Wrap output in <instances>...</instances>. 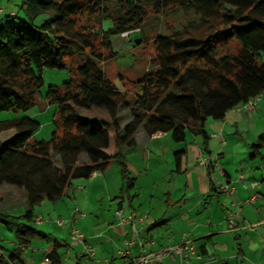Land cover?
I'll use <instances>...</instances> for the list:
<instances>
[{
  "label": "trees",
  "instance_id": "trees-1",
  "mask_svg": "<svg viewBox=\"0 0 264 264\" xmlns=\"http://www.w3.org/2000/svg\"><path fill=\"white\" fill-rule=\"evenodd\" d=\"M19 2L24 18L5 14L0 21V110L22 112L45 101L54 111V131L48 141L36 140L37 120L0 122V134L13 131L0 138V223L14 234V246L0 256V264H23L22 249L46 238L33 225V209L44 200L57 202L72 180L103 173L115 159L130 189L133 178L124 156L142 139L167 133L176 144L188 131L204 145L207 120H223L264 93V0ZM172 8L196 14L199 34L187 30L156 37L153 68L136 78L134 93L120 90L100 66L113 57L111 38L140 32L149 13L160 16ZM88 10L103 13L98 31L77 29L75 18ZM68 57L76 60L74 70ZM44 70H67L69 79L48 85L43 94ZM91 109L104 111L107 119L80 113ZM184 154V149L173 153L172 173L183 172ZM10 190L23 196L19 216L6 209ZM57 258L54 252L45 257L49 264Z\"/></svg>",
  "mask_w": 264,
  "mask_h": 264
},
{
  "label": "crops",
  "instance_id": "crops-1",
  "mask_svg": "<svg viewBox=\"0 0 264 264\" xmlns=\"http://www.w3.org/2000/svg\"><path fill=\"white\" fill-rule=\"evenodd\" d=\"M0 10V15L3 14V16L5 14H15L11 10H9L8 13H4L3 9ZM3 16L0 17V21ZM255 104V108L249 113L235 108L231 110L223 120H207L205 123V131L208 136L206 144L203 145V143L198 140L199 137L193 135L194 138H192V141L186 142L185 140L181 142L182 145L173 146L177 151L182 149L185 151L181 161L184 165L183 172L177 175H171L172 169L168 170L167 173H155V176L151 178L148 177L149 180L147 179L146 173L150 166L149 162L151 161L152 155H156V152L158 150L160 151L157 145L160 140L167 138L168 135H166L167 133H157L146 141L142 139L138 148L142 147V150H144L143 154H145V156H143L142 162H146L147 166H145L143 172H139L137 176L133 177V187L130 188V196H121L117 202V209L122 210L125 215L134 213L137 216L146 217L144 223L140 226L142 229L140 235L134 240L132 246L128 248L129 256L125 258L120 256V250L126 248L125 241H130L132 239V232L128 225L117 224L113 217L111 220L104 222L102 233L96 232V234L93 233L85 238L91 246L92 244L90 241H97L98 244H102L103 242L102 254L99 256L95 254L94 261L92 260L87 264H117L113 262L115 261V255L120 258V264H132L133 260L142 254L154 253L184 241H189L194 245L193 242L196 240H201L202 242L199 246L194 245L195 254L190 256L189 264H215L213 263L215 259L210 261V255H218L220 259H223L225 264H227L230 259H233L234 252H226L224 246L219 243L217 239H213L212 237L226 230L227 232L233 233L235 238L240 239V236L236 235L237 233L247 232L248 229L255 230L264 226V217H261L260 220L255 223L248 222L252 217L248 215L246 204H244V201L255 192L246 186L247 183H259V188L256 192L260 194V197L252 207L256 208L255 210L260 216L264 215L262 214L264 213V165L256 168L257 170H262V172H260L262 173L260 179H258V173L253 172L252 169L250 177L247 179L242 177V182L238 179L239 177H236L229 171L227 163L220 164L218 159L231 160L234 157V147L238 148L242 145L245 147L246 151L248 148L254 149L252 145L255 144L259 146L257 149H254V152L249 154V158L260 156L261 159H264V150H262L264 149V119H262L264 118V93L259 96ZM12 134L13 131L9 136ZM149 145L155 147L148 149ZM132 152L133 151L127 152L124 157L128 167L131 165L130 159L132 158ZM235 154L237 155L239 153L236 152ZM213 155L216 156L215 160H212L214 158L212 157ZM201 156L205 159H211L210 161L213 163L217 161L218 168H216L213 163L211 165L201 166L199 164ZM166 160H164V162H166ZM171 160L172 159H169L170 165H172ZM141 164L143 165L144 163ZM218 170L222 172V174L218 173L219 177L216 175ZM167 175L169 176L168 181L165 179ZM143 176L145 177L146 183H142L140 180ZM120 181L123 182L122 178ZM217 181L227 183L234 188L231 195L221 193L216 183ZM181 182H183V184H181ZM212 182L215 190L210 189V184ZM122 185L123 184L120 185L121 192L124 186ZM93 186L103 189L102 193L108 197V201H111L110 199L112 196L114 198L116 197L109 192L106 177L103 175H94L88 178V182L84 187L78 186L76 192L71 185V192L65 194L59 200L67 198L69 203L73 205V208L82 206L81 209L83 210L85 205H87V201L92 197L89 193V189ZM173 186L176 187V194L172 192ZM178 186L181 187L180 190L183 191L184 194L178 192ZM158 187H160L161 190H157ZM142 188H145L144 194H142ZM189 193L191 195H189ZM80 195L84 203L76 199ZM92 200L96 204L99 198L94 196ZM6 202H8V200ZM135 203H137L136 207ZM64 204H66V202H64ZM20 207H23L22 199L18 203V206H14L12 209ZM6 209L10 213L13 211L11 206H7ZM219 212H221V215ZM229 213L233 215L237 213L239 215V217L233 221L234 227L232 229L228 228L226 221ZM82 218L85 219L86 215ZM92 224L93 222H91V227L94 226L95 229L99 228L96 223L95 225ZM63 226L64 224L59 227L61 228ZM221 226H224V229L220 230L219 227L221 228ZM259 237L264 238V234H259ZM60 246V243L55 241L52 247L45 251L38 264H49L45 263L44 259L47 254L51 252H54L58 256L56 264H61L62 256L59 250H57ZM237 246L238 254L236 257H241V263L245 264V254L240 248L239 242H237ZM28 253L37 254L38 250H31L28 247L23 248L22 258ZM261 254L264 255V250H262ZM0 256L5 257L2 253ZM75 257L77 259V255H75ZM77 261L78 264L82 263L80 259H77ZM25 263L26 259L23 258V264ZM157 264H179V258L177 257L174 260L165 258L161 263Z\"/></svg>",
  "mask_w": 264,
  "mask_h": 264
},
{
  "label": "rangeland",
  "instance_id": "rangeland-1",
  "mask_svg": "<svg viewBox=\"0 0 264 264\" xmlns=\"http://www.w3.org/2000/svg\"><path fill=\"white\" fill-rule=\"evenodd\" d=\"M19 1L20 0H0V9H3L4 13H8L9 10H11L19 18H24V13L19 8ZM2 16L3 14L0 15V17ZM102 17L103 13L100 10H88L75 18V21H77L76 23L78 24L77 29H80L81 31H98L97 29L101 27ZM41 19V17L37 18L36 23H39ZM200 24L201 21L196 14L181 9L172 8L160 16L149 13L142 24L140 32H132L127 37L122 35H114L111 38L113 57L105 61L104 63H101V69L104 71V74L107 77L108 81L114 82L117 88H119L120 90L126 89L130 94L134 93L136 88L134 87L133 83L136 78L144 72L150 70L154 66V40L156 39V37L158 38L159 35L170 36L177 31L186 34L187 30L191 31L192 34H199L198 28H200ZM135 38H138L140 40L136 42ZM96 49L98 52H101L103 54V51L99 44H96ZM75 61V58L68 57V66L73 70ZM42 77L43 85L41 86L40 90L44 94L48 85H61L62 82L69 79V74L67 70H44ZM80 113L83 116H87L89 118L97 117L107 119L105 112L101 110H81ZM126 113V110H122L121 115L124 116ZM53 115V108L45 101H41L27 111L7 112L0 110V122L15 120L23 116L31 117L40 123V128L33 135V138L36 140L48 141L49 139H51V134L54 131ZM122 122L124 121L121 120L120 123ZM11 133L12 131L3 132L2 134H0V138H6ZM185 138L186 142H188L192 141V138H194V136L187 131ZM198 140L202 142V139L200 137L198 138ZM151 145L148 146V149L155 147ZM176 145H182V143L175 144V142L171 140L169 135L167 136V138L159 141V144L157 146L160 148V151L158 150L156 152L157 156L152 155L151 161L149 162L150 166L146 173V177L148 180V177L151 178L155 176V173H167L168 170L174 169L173 153L177 151V149H174L173 146L176 147ZM143 151L144 150H142V147H140L133 150L131 154V165L129 167L127 166L130 178L137 176L139 172H143L145 166H147L146 162H142V158L143 156H145V154H143ZM233 152L234 157L231 160L218 159V162L220 164L227 163L229 171L236 177H239V175L242 174V177L244 179H247L250 177L251 171L253 169V172L258 173V179L261 178L260 175H262V173L260 172H262V170H257L256 168L264 165V159H261L260 156L249 158V154L254 152V149L248 148L245 151V147L241 145L238 148L234 147ZM236 152H238L239 154L236 155ZM214 155L212 156L214 157L213 159L216 158V156ZM169 159H172V165L169 164ZM164 160H166V162H164ZM141 163L144 164L142 165ZM107 165V169L102 174L96 173L95 175H103L104 177H106L109 192L116 196L115 198L112 196V198L110 199L111 201H108V197H106L102 193L103 189L93 186L89 189V193L92 197L87 201V205H85V208H83V210L81 209L82 206L73 208V205L69 203L67 198H62L64 200H59L53 204L47 200H44L39 205L35 206L33 212L35 220L37 218L39 222L35 221L33 225L38 231H41L42 233L49 236H46V239H35L31 242L28 248H30L31 250L37 249L38 253H28L27 255L23 256V258L26 259L25 264H38L39 260L42 259L45 251L51 248L52 244H54L55 241H57L61 245L57 249L62 256L61 264H78L77 259L81 260V264H87L91 261L86 257H82L83 250L81 246L72 245V240L69 236L72 228L85 238L93 233L96 234V232L102 233L104 222H107L114 217V212L117 209V202L119 201V197L125 195L127 196L131 191L130 189L126 188V184L124 182L120 181L121 172L117 160L112 159ZM183 167L184 165L182 164V169ZM173 174L174 173H171V175ZM216 175H218V172H216ZM168 177V175L165 177L166 181H168ZM140 180L142 183H146L144 176L141 177ZM87 182L88 179H76L71 181V185L73 190L76 192L78 186L84 187ZM121 184L124 185H122V192L120 191ZM181 184H183V182H181ZM71 189L68 190L67 194L71 192ZM175 189L176 187L173 186V194H176L175 192H177L175 191ZM180 189L181 187L178 186V192L184 194V192ZM5 190L8 191V188H6ZM157 190H161L160 187H158ZM10 191L11 192H7L9 193V195L5 196L6 198L4 199L5 201L8 200L6 206H11L12 209V207L18 206V203L21 201L23 196L19 191ZM141 191L142 194H144L145 188H142ZM1 194L2 192L0 193V196ZM189 195L191 194L189 193ZM94 196L99 198L96 204L92 200ZM76 199H79L81 203H84L81 195ZM64 202H66V204H64ZM136 204L137 203H135V207L137 206ZM76 209L80 210L81 213L86 215V218L78 219L73 225H71L68 221H71V218L73 217ZM255 209L256 208L252 207V205H249L248 203L246 204V211L248 215H251L252 217V219L248 221L249 223H255L260 220L261 217H264V215L260 216ZM12 210L13 211L11 214L16 216L23 212V207L14 208ZM219 214L221 215V212H219ZM58 220L64 222L63 227L60 228L59 226H57L56 221ZM91 222H93L92 225H95L96 223L99 228L95 229L94 226L91 227ZM219 229H224V226H221V228L219 227ZM259 234H264V226H261L260 228H257L255 230L248 229L247 232L237 233L236 235H239L240 239L235 238L233 233L227 232L226 230H223L220 234H215V236H213L212 238L217 239L218 242L224 246L226 252H234L233 259H230L227 264H242V258L239 256L236 257V255L238 254L237 242L240 243V248L245 254V264H264V255L261 254L262 250H264V238H260ZM201 242V240H196L193 242V244L199 246L201 245ZM13 243L14 234L12 233V231L5 229L4 225L0 223V254L2 253L4 256H6L8 252L13 248ZM90 243L95 250V254H97L98 256L101 255L103 251V242L102 244H98L97 241H90ZM75 255H77V259ZM209 258L210 261L215 259L213 261V263L215 264H225L223 259H220L218 255H210ZM114 259L115 261L113 262L120 264V258L117 255L114 256Z\"/></svg>",
  "mask_w": 264,
  "mask_h": 264
},
{
  "label": "built area",
  "instance_id": "built-area-1",
  "mask_svg": "<svg viewBox=\"0 0 264 264\" xmlns=\"http://www.w3.org/2000/svg\"><path fill=\"white\" fill-rule=\"evenodd\" d=\"M1 12V10H0ZM137 30H133V31H129V32H124L122 34V36H129L130 33L132 32H136ZM258 97H255L253 99H250L247 103H244L243 105L238 106L236 109L240 110V111H244V112H251L254 108H255V103L258 101ZM216 159V158H215ZM212 159V160H215ZM211 159H205L201 156V159L199 161V164L201 166H206V165H211L213 162L210 161ZM214 166L216 168H218V164L217 161H215ZM218 173L222 174V172L220 170H218ZM96 173H93L92 176H94ZM240 181L243 182L242 179V175H239L238 178ZM218 184V188L220 190L221 193L224 194H229L231 195L232 191L234 190V188H232L231 186H229V184L227 183H221L219 181L216 182ZM247 187H249L250 189H252L253 194H251L245 201L244 204H249V205H253L254 203H256V200L259 199L260 194L258 192H256V190L259 188V183L257 182H249L246 185ZM84 216L83 213L80 212V210L76 209L74 212L73 217L71 218L70 222L71 225H73L75 223V221H77L79 218H82ZM227 225L229 229H232L233 226V221L235 219H237L239 217V215L236 214H232L229 213L227 215ZM114 218L117 224L120 225H128L131 228V232H132V239L130 241H125V247L124 249L120 250L119 254L122 257H127L129 256V251L128 248L132 246L134 240H136L141 232V225L144 223L146 217L144 216H137L134 213H130L128 215H125L123 213L122 210L117 209L114 212ZM36 222H39L38 219L35 220ZM57 226H62L64 224L63 221H56ZM71 240H72V245L75 246H81L82 250H83V254L82 257H86L88 260H93L95 258V250L94 248L86 241L85 237H83L81 234H79L75 229L72 228L70 235ZM142 246V244H141ZM195 254V249H194V245H192L189 241H184L181 242L179 244H175L172 245L170 247L164 248L162 250H159L157 252L154 253H150V254H142L138 257H136L133 260L132 264H157V263H161L163 261V259L168 258L171 260H174L175 258H179V264H189V259L191 255ZM45 263H49V261L47 259H44Z\"/></svg>",
  "mask_w": 264,
  "mask_h": 264
}]
</instances>
